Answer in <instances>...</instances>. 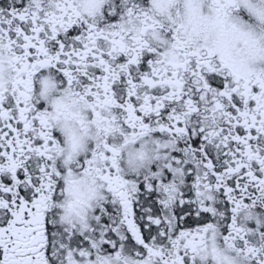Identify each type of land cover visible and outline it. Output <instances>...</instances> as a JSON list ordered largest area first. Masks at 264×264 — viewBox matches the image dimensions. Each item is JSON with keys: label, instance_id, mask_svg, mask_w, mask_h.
Listing matches in <instances>:
<instances>
[{"label": "snow or ice", "instance_id": "6c2138e0", "mask_svg": "<svg viewBox=\"0 0 264 264\" xmlns=\"http://www.w3.org/2000/svg\"><path fill=\"white\" fill-rule=\"evenodd\" d=\"M0 264H264V0H0Z\"/></svg>", "mask_w": 264, "mask_h": 264}]
</instances>
